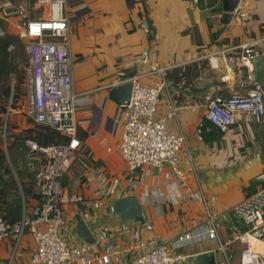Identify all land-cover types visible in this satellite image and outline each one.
Masks as SVG:
<instances>
[{
	"label": "built area",
	"instance_id": "1",
	"mask_svg": "<svg viewBox=\"0 0 264 264\" xmlns=\"http://www.w3.org/2000/svg\"><path fill=\"white\" fill-rule=\"evenodd\" d=\"M33 4L36 15L30 12V6L0 0V20L24 41L25 116L35 125L49 126L68 141L42 146L32 139L25 140L26 166L34 171L35 188L43 197L14 224L0 216V241L12 237L18 242L27 230L34 242L30 256L34 264H187V258L200 253L213 255L216 264H264V252L258 248L264 246V186L234 206L240 224L229 228L223 238V224L212 209L217 195L203 187L185 133H176L167 126V120L176 116L177 106L170 100L166 112L157 116L161 94L169 95L168 67L149 66L132 75L119 72L110 87L132 82L128 105L120 107L124 113L115 124H120V135L114 149L123 168L118 174L95 165L76 179L71 190H64L62 177L75 162L80 142L76 109L82 102H89V92L77 93L73 84L70 22L83 6L69 9V0H33ZM247 16L248 11L237 6L233 20L243 22ZM256 42L239 45L243 52L237 59L248 69L250 46ZM155 57V51L145 49L139 61L146 64ZM202 106L204 120L219 133H226L239 114L264 125V82L253 81L245 94L212 95ZM205 130L203 121L197 122L198 138ZM103 146L107 152L114 151L106 139ZM183 161L187 162L184 168L180 167ZM152 171L164 180L154 195L155 204L179 208L194 203L199 209L198 223L193 220L191 228L163 237L156 236L155 225L142 218L134 225L122 223L114 230L93 228L95 242L91 244L76 238L70 224L75 219L67 215L65 203L73 205L74 213L85 222L103 202L131 195ZM142 231L149 234L143 236ZM203 239L213 245L197 253L183 249L191 241Z\"/></svg>",
	"mask_w": 264,
	"mask_h": 264
},
{
	"label": "crops",
	"instance_id": "2",
	"mask_svg": "<svg viewBox=\"0 0 264 264\" xmlns=\"http://www.w3.org/2000/svg\"><path fill=\"white\" fill-rule=\"evenodd\" d=\"M221 1L133 0V7H129L125 0H69V9L79 6L89 9L70 22L74 90L77 93L88 91L89 102H82L76 109L80 142L75 162L79 160L80 163L76 171L72 170L74 162L64 174V190L68 191V184L75 176L78 178L95 165L106 166L120 174L123 163L114 149L120 124H115L124 110L112 101L106 110L108 100L104 106L102 102L119 72L132 75L149 66L168 67L169 95L161 94L157 116L166 112L170 100L177 106L176 116L167 120V126L176 133H185L203 187L208 193L217 195L212 209L221 223L223 216L237 203L264 186L261 177L264 174L262 123L239 114L226 133L204 127L207 123L202 105L208 97L245 94L253 81L264 82V0H240L238 7L247 10L248 16L243 22L232 20L228 26L219 22ZM145 16L150 20L148 30L144 27ZM253 40L257 42L250 46L251 68L248 69L237 59L243 52L239 45ZM145 49L156 52V57L147 60L146 64L139 61ZM94 105L102 108L100 123L92 119ZM108 116L112 120L105 127ZM200 120L206 130L198 138L195 128ZM105 139L113 152L106 151ZM85 155L84 160L78 158ZM186 166V161L180 164L182 168ZM71 170L77 173L72 176ZM163 182V178L152 171L142 178L131 195L141 203L144 221L155 225L154 234L165 237L191 228L193 220L198 223L199 209L194 203H184L179 208L155 204L154 195ZM115 198L119 197L103 202L85 219L90 231L95 227L101 230L121 227L120 218L113 212H106V207ZM35 204L34 200L28 201L30 207H26V212ZM64 206L67 215L75 219L73 205L65 203ZM70 224L79 239L76 219ZM222 224L228 232L230 227L227 223ZM220 233L226 237L224 229L221 228ZM141 234L147 236L149 232L142 231ZM192 242L183 248L186 253L202 252L209 246ZM33 247L27 230L18 242L12 237L3 239L0 241V264H34L30 259ZM258 248L264 252V247ZM187 264H208V256L192 255L187 258Z\"/></svg>",
	"mask_w": 264,
	"mask_h": 264
},
{
	"label": "trees",
	"instance_id": "3",
	"mask_svg": "<svg viewBox=\"0 0 264 264\" xmlns=\"http://www.w3.org/2000/svg\"><path fill=\"white\" fill-rule=\"evenodd\" d=\"M145 19L150 26L148 17L145 16ZM10 46L14 49L11 50ZM26 65L27 56L22 37L18 33L3 31L0 34V115L4 112L7 113L5 105L12 96L16 101L19 95L24 93L23 87L20 85L24 81ZM206 123L207 126L204 125V127H208L209 131L218 132L208 121ZM0 125L2 124L0 123ZM4 134L3 142L6 144L12 166L9 167L6 163V153L0 147V216L8 223L14 224L21 220L28 201L34 200L37 203L43 196L35 188L34 171H30L25 166L26 172L18 173L12 155L21 146L28 151L24 143L26 139H32L39 145L47 146L66 142L68 138L57 134L49 126L39 125L20 132H13L10 128H5ZM12 168L17 176L12 174Z\"/></svg>",
	"mask_w": 264,
	"mask_h": 264
},
{
	"label": "water",
	"instance_id": "4",
	"mask_svg": "<svg viewBox=\"0 0 264 264\" xmlns=\"http://www.w3.org/2000/svg\"><path fill=\"white\" fill-rule=\"evenodd\" d=\"M79 1V0H78ZM127 4H130L129 7H133V0H125ZM240 3V0H222L221 1V14L219 17V22L223 25H229L234 18V10ZM89 12V9L86 6L78 8L74 12V16L71 20H77L80 16ZM144 27L148 30L147 21L144 22ZM132 82L126 81L121 84L109 87L107 95L104 97L102 106H104L105 101H112L119 107H126L128 105L130 94H131ZM93 111V121L98 123L101 122L102 108L97 107L96 105L92 106ZM109 116L105 118V127L107 122H111ZM139 170V169H137ZM106 212L115 213L122 223H133L135 221L141 220L143 218L142 207L139 200L134 195H128L124 197L115 198L111 204L106 207ZM224 221L222 223H227L231 227H238L239 220L233 210L227 212L224 216ZM75 219L77 221V226L75 227L78 238L86 243H94L95 238L91 233L90 229L87 227L86 223L79 214H75ZM208 256V264H216L213 255L209 253H200L195 256Z\"/></svg>",
	"mask_w": 264,
	"mask_h": 264
},
{
	"label": "rangeland",
	"instance_id": "5",
	"mask_svg": "<svg viewBox=\"0 0 264 264\" xmlns=\"http://www.w3.org/2000/svg\"><path fill=\"white\" fill-rule=\"evenodd\" d=\"M14 3L16 5H20L22 7H27V6H30V12L32 14H38V11L35 10V5L33 4V0H14ZM23 20H21L20 22H22ZM0 30L1 31H7V32H12V33H15L16 30L13 29V28H8V26H6L4 24V22H2L0 20ZM24 42V41H23ZM11 50L14 49V47L11 46L10 48ZM23 87V91H24V81L23 83L20 85ZM13 93H14V90H13ZM112 104L111 101H107L106 102V110L107 108H109V106ZM5 107H7V113H3L0 115V123L2 125H0V142L2 143L0 145V147L4 150V152L6 153V163L8 164V166H12V163L10 161V158H9V155H8V150L6 148V144L4 141L5 137H4V130L5 128H10L13 132H20L21 130H25L26 128H31L32 126H34L35 124H33L26 116H25V113H24V109H25V100H24V93H21L19 95V97L17 98V100L15 101L13 99V96L11 97V99L9 101L6 102V105ZM114 110V109H113ZM112 111V110H111ZM115 113H112V115L114 116ZM25 152H27V149L25 147H20L18 148L15 153L12 155V158H13V163L16 167V171L18 173H20L21 171L22 172H26L25 170V166H26V162H27V158H26V155H25ZM80 160H84L86 158V155L85 156H79L78 157ZM79 160L75 162V164L72 166V170L76 171L78 169V165L79 164ZM76 167V169H75ZM70 171V173L72 174V176H74L77 172H73V171ZM12 171V174L14 176H17L14 168L11 169ZM199 174V172H198ZM200 176V175H199ZM76 177V176H75ZM73 178L69 184H68V191L72 189V186H73V183L76 181L77 178ZM66 179L65 176L62 177V181L64 182ZM27 208L30 207V205H28V202L26 204ZM26 211V210H25ZM223 227H221L222 229H224L225 231V235L227 236L226 232H227V229L224 225H222ZM200 245H204L205 243L209 246H211V242L206 240V239H203L201 241H198ZM193 243V242H192ZM190 244V243H189ZM13 256V255H12ZM236 259V258H234Z\"/></svg>",
	"mask_w": 264,
	"mask_h": 264
},
{
	"label": "bare ground",
	"instance_id": "6",
	"mask_svg": "<svg viewBox=\"0 0 264 264\" xmlns=\"http://www.w3.org/2000/svg\"><path fill=\"white\" fill-rule=\"evenodd\" d=\"M262 247H264V246H262Z\"/></svg>",
	"mask_w": 264,
	"mask_h": 264
}]
</instances>
